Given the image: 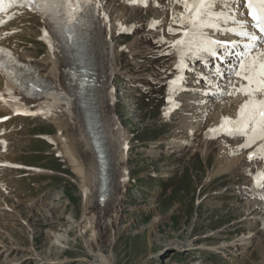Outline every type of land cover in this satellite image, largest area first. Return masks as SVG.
I'll return each mask as SVG.
<instances>
[{
    "label": "rangeland",
    "instance_id": "374dc122",
    "mask_svg": "<svg viewBox=\"0 0 264 264\" xmlns=\"http://www.w3.org/2000/svg\"><path fill=\"white\" fill-rule=\"evenodd\" d=\"M141 6L108 9L111 17L122 12V23L136 28L131 34L113 33L118 51L114 110L129 139L130 177L116 208L115 232L109 233L104 250L113 254L115 264H264V203L243 197L238 190L247 187L261 161L245 156L253 147L244 153L234 151L239 136L209 131L219 129L221 117L237 118L240 106L235 113L210 110L213 114L198 123L190 145L178 142L190 134L185 117L199 116L198 106L189 104L194 93L186 91L179 95V107L163 117L175 53L169 42H161L163 24L148 26L155 15L152 6ZM37 18L14 17L20 23L25 20L28 29H22L26 32L20 36L21 45L42 58L47 50L39 38L42 27ZM11 24L6 32L15 40ZM4 126L10 129V159L20 168L2 173L4 205L14 207L16 214L11 209L0 211V264H95L97 257L80 228V177L64 154L56 155L61 144L47 143L56 126L30 115ZM238 157L241 163L215 174ZM25 165H41L47 171H31ZM219 245L224 248L208 249Z\"/></svg>",
    "mask_w": 264,
    "mask_h": 264
},
{
    "label": "bare ground",
    "instance_id": "6f19581e",
    "mask_svg": "<svg viewBox=\"0 0 264 264\" xmlns=\"http://www.w3.org/2000/svg\"><path fill=\"white\" fill-rule=\"evenodd\" d=\"M97 3L99 7H93L90 9L91 21L87 28V37L85 38L84 50H87L86 54L89 56L97 74V83L95 86L96 109L99 119L103 125V131L105 133V144L109 152L110 170L112 173V190L109 199L103 205L97 201L96 190L99 175L98 162L88 130L85 125L84 111L79 105L80 98L78 96L77 82L75 80L71 83L68 80V73L66 71V64L68 63L69 58L73 56V48L71 47V43L69 41L65 42L64 37L59 33V31L55 30V26L50 25L49 20H46L42 16L38 15L37 20L39 22V26L42 27L40 31L41 37L39 38L44 36L45 31L49 32V38H42L47 50L45 56H42V58H35L33 54L27 51L28 48H25L21 45L19 40L21 38L20 36H22L24 32H28V29L24 28L26 27V24H23L25 23V20L22 19L27 17L24 16L21 19V23L13 18L10 21V23L13 24L11 28L14 30V32L12 30L9 33L13 32L16 34L15 36L18 38H15V40H10V38H8L10 35L6 32L8 28H5V26L0 27V45L8 48L11 53L14 54L25 65L33 67L36 70V74L40 75L45 84L49 86L50 92L47 95L41 96L40 98H28L23 94H18L16 97L19 99V101L15 105L11 104V106L0 101V211H10L11 209L12 213L16 214L14 207L4 205L5 203L3 199H5V194L3 191V186L5 185L4 183H6V180H4L2 173L8 168H20V165L17 164V162L15 163L13 162L14 160L12 161L10 159V157H12L10 156L11 144L8 138V131L10 129L5 127L7 121H11L12 119L25 115L46 119L47 121L53 123L57 129L55 135H47L49 140L54 144H61L62 151L57 149V154H64V157L69 160V165L72 166L73 171H75V173L80 177V189L82 192V215L80 220V228L83 229L85 237L89 241V248L97 257V261L94 263L115 264V258L113 257V254H107L104 249L108 242L109 233L112 234L115 232V223L118 219L117 207L122 201L123 197H125L126 186L129 184L130 171L127 165V161L129 159V139L125 129L122 126L121 120H119L118 117L116 118L114 110L116 99L113 82L118 71L115 62L118 51L116 50V45L113 40V37H115V34L113 33L123 32L124 30H121V26H123L125 29L136 27H133V25H124L122 23V12L119 14V17H111L108 9L111 6L117 9V5H123V7H139L141 4H132L129 3V0H97ZM149 5L152 6L153 12L155 14L150 21L152 22L155 20L159 21V24L160 22L163 24V34L165 38L161 33L162 38L164 40L166 39L167 41H165L169 42L170 44L172 41L181 38L183 35L182 30L173 34L168 31V26L171 24L173 28L178 27V25L172 24V19L173 17L178 18V13L183 11L182 4L178 3L177 0H147V6ZM230 6L238 9L236 13L237 19L246 20L243 15V8L240 4V0H236V2ZM220 8L221 5L217 3L216 10L219 11ZM124 9L121 8L120 10L123 11ZM20 14L30 15L33 13L23 8L10 12L11 17ZM22 21L24 22L22 23ZM233 27H236V25H234L230 20L228 23L222 22V29ZM20 29H24L26 31H21ZM204 31L207 32L212 38L222 42L237 41V38H233L231 32L216 31L213 29H204ZM78 38H81L80 34H78ZM224 51V48H217V52L222 53ZM255 51H264V44H260L258 49ZM255 51L253 54H255ZM173 53H175L174 61H172L175 71L171 75L169 81L173 80L176 76L182 75L184 77L182 86L186 90L170 93V87L168 83V88L166 91V95L168 96L166 97V104L162 108V115L166 119L170 116L171 112L178 108L169 104L168 97L170 94L173 96L175 102L179 104L180 94L186 91H191V93H194L189 104L191 106H198L197 109L199 110L200 115L197 116L194 114H186L188 117H185V124L187 125L186 128H190V136L188 135L187 137H181L178 141L180 143L190 145V138L192 135H194V132H196L197 126L199 125L198 123L202 122L204 119H207L209 114H215V112L220 111L222 108H225V113H235L236 107L240 106L247 99L246 96L237 92L236 89L239 88L241 83L246 84V82L236 79L235 87H232L229 84L228 78L219 79L215 77L213 73H215L217 67H207L209 55L204 53H202L199 58L192 56L187 57L185 62L187 63L188 67L186 69H177L176 65L179 62V56L176 49H174ZM230 64L232 63L229 62L224 68H219L223 71L227 69ZM201 73L208 77V79L212 80V84H209L206 79H200L199 82H197V78ZM188 82H192V85H188ZM4 86H6L5 79L2 75H0V92L7 91ZM221 89L233 94L220 95L219 93ZM15 91L18 93L17 90ZM231 104L233 107L231 109L227 108L231 106ZM210 110H213V113H211ZM218 116L219 115H217V118ZM4 117H7V119H4ZM217 120L219 121V119ZM194 121L198 122L193 125ZM213 122L217 123L216 120ZM221 122L222 117L219 121V126L221 125ZM3 126L5 127L4 129ZM220 132L222 134H226L224 131ZM241 139V137L237 139V143L234 146V151L244 153V149L239 147V145L243 143V141H240ZM260 143L261 142H257V145H253V148H250L251 150H249V152L254 151ZM225 150L226 149H223L221 152H225ZM249 152H247L245 156L249 155ZM239 157L231 159L230 163L222 165L220 168L216 169L215 174L223 173L232 169L235 163L240 162V158H242V156L240 158ZM260 161L261 164L259 165L257 171L252 174L249 180L250 182L246 185L247 187H238V190L242 192L241 195H243V197L245 195H249L252 196V198H258L260 201L262 200L261 203L263 204L264 187H258L254 181V177L256 176L257 172H264V159H260ZM254 162H252V164ZM28 167L31 171H47V169L38 166L29 165ZM262 204L256 208L260 209ZM17 217L19 216L17 215L16 218ZM251 230L249 229L247 233L250 234ZM258 232H261V230H258ZM250 237H252V235ZM244 239L245 238L242 240ZM244 243L246 242L241 244ZM219 248H224V246L219 245L215 247H209L208 249L217 250ZM11 249H15V247H12Z\"/></svg>",
    "mask_w": 264,
    "mask_h": 264
},
{
    "label": "snow or ice",
    "instance_id": "6c2138e0",
    "mask_svg": "<svg viewBox=\"0 0 264 264\" xmlns=\"http://www.w3.org/2000/svg\"><path fill=\"white\" fill-rule=\"evenodd\" d=\"M177 2L182 4L183 11L178 13V18L173 17L172 24H176L178 27L173 28L171 24L168 26L170 33L175 34L177 31H183L182 37L170 44L171 48L177 50L179 56L177 69L188 67L185 60L189 56L199 58L202 53L219 56L217 48H224L229 55L236 56V62L230 64L223 71L217 67L213 75L219 79L228 78L232 87H235L236 79L246 82V84L241 83L236 89L237 92L247 97L238 109L237 118L224 117L219 129H210L209 131L219 130L226 132L229 136L244 137V142L239 145L241 149H250L253 145H257V142H261L254 151L249 152L248 159L249 161L254 158L264 159V51H255L260 44H264V0H240L246 8V15L251 17L250 23L247 20L237 19L238 9L230 6L236 0H177ZM6 3L8 7L14 5L27 7L46 20H50L55 26V30L64 37L65 42H75L78 39V25L85 16L91 14V8L99 7L97 0H0V13L5 11ZM129 3L147 6V0H129ZM217 3L221 5L219 11L216 10ZM229 20L236 27L222 29V22L228 23ZM158 23L159 21L154 20L148 26L154 28ZM204 29L231 32L246 40L243 50L239 53L230 51L231 48L240 45L236 41L216 40L209 36ZM121 30L130 31L131 29L121 26ZM42 38H49V32L45 31ZM161 42L167 43L163 38ZM254 51L255 54H253ZM220 58L223 59V57ZM10 63H15V57L7 49L0 48V71L6 75H14L9 70ZM183 79L184 77L179 75L168 82L170 93L186 90L182 86ZM200 79H206L209 84H212V80L203 73L199 74L197 82ZM219 94L231 95L233 93L221 89ZM11 97L10 91L0 92V101L9 106H11L9 103ZM168 102L170 105L179 107L171 94L168 97ZM249 174L251 175V172ZM254 181L258 187H264V172H257Z\"/></svg>",
    "mask_w": 264,
    "mask_h": 264
},
{
    "label": "water",
    "instance_id": "95a60500",
    "mask_svg": "<svg viewBox=\"0 0 264 264\" xmlns=\"http://www.w3.org/2000/svg\"><path fill=\"white\" fill-rule=\"evenodd\" d=\"M96 114H92V119L86 122L95 156L98 162V185L96 190L97 199L101 205L109 199L112 190V176L110 172V158L106 146L105 133Z\"/></svg>",
    "mask_w": 264,
    "mask_h": 264
}]
</instances>
